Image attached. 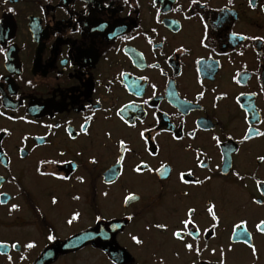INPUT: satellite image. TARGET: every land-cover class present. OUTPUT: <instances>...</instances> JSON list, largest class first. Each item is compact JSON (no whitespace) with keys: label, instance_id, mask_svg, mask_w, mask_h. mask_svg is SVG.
Listing matches in <instances>:
<instances>
[{"label":"flooded vegetation","instance_id":"af4514ba","mask_svg":"<svg viewBox=\"0 0 264 264\" xmlns=\"http://www.w3.org/2000/svg\"><path fill=\"white\" fill-rule=\"evenodd\" d=\"M256 3L252 9L248 0H156L155 6L152 0H139V7L135 0H129L131 7L123 0H0V47L5 49L0 53V112L5 113L0 129L8 130L0 132V153L7 157L0 155V200L6 201L0 204V240L37 243L30 250L0 248V264H8L7 255L12 264H158L160 257L164 264H191L193 259L219 264L221 248L225 264H264V235L255 230L264 219V206L251 203L253 196L264 199L253 179H264V163L256 160L264 155V137L242 140L249 124L264 131V40L231 35L264 37V0ZM204 24L209 25L207 48L200 43ZM181 46L188 51H175ZM156 63L159 68L148 67ZM120 71L127 76L118 77ZM141 76L148 80H139ZM121 80L137 81L140 95ZM222 93L227 95L217 99ZM150 96L152 107L140 103ZM238 96L247 111L237 103ZM129 101L138 107L124 112L125 118L139 116L143 124L133 119L136 126L129 127L116 116V109ZM85 104L94 112L87 134L80 128L85 116L92 115ZM20 116L26 119H15ZM54 124L61 126L47 127ZM144 128L153 129L146 136L155 156L145 151L139 136ZM190 131H195L194 138ZM174 134L181 139H173ZM213 136L219 137V145ZM120 139L131 149L122 166L115 163ZM92 157L97 163L90 162ZM42 159L60 161L43 170L68 179L38 175L35 169ZM141 160L152 169L165 163L169 172L138 174L133 168ZM189 170L192 175L185 179L190 183L182 184L178 174ZM206 176L211 179L200 185L192 182ZM129 194L137 199L125 204ZM52 196L57 197L55 205ZM209 199L220 223L206 235L204 229L214 223L206 211ZM13 203L20 209L9 213ZM187 207L196 208L194 219L201 229L203 251L198 257L171 235L182 227ZM72 212L81 215L68 225ZM97 215L102 219L97 221ZM240 219L248 222L258 259L239 232L233 233ZM156 223H166L167 230L149 231ZM53 227L57 239L49 242L46 236ZM130 234L139 235L144 244L135 245ZM76 235L83 241L79 247H60ZM186 242L196 243L190 237ZM21 254L25 260L19 259Z\"/></svg>","mask_w":264,"mask_h":264},{"label":"snow or ice","instance_id":"6c2138e0","mask_svg":"<svg viewBox=\"0 0 264 264\" xmlns=\"http://www.w3.org/2000/svg\"><path fill=\"white\" fill-rule=\"evenodd\" d=\"M191 2L193 4H196V3H198V0H191ZM228 2H229V4H231L232 0H228ZM123 3L126 4V5H129V7L132 6V5L129 4V0H123ZM152 3H153V6H155L156 0H152ZM248 5H249L250 8L255 9L257 7L256 0H248ZM105 6H107V5H105ZM135 6L139 7V0H135ZM203 7H208V5L204 4ZM260 8H261V11L264 12V5H261ZM8 11H13V10L12 9H8ZM41 11H43V9H41ZM200 18H201L202 21L204 20V17L201 16ZM73 19H75V18H73ZM101 27H103V25H101ZM204 28H205V35L201 39L200 43H201V45L203 47L207 48L208 47V42H206V41H208V34L207 33H208L209 25L208 24H204ZM75 30L77 32L80 31V28H79L78 25L76 26ZM151 31L152 32H156V29L152 28ZM136 34L140 35L139 32H137ZM231 35L233 37L240 36L241 39L264 40V37H256V36L245 37V36H243V34L237 33V32H232ZM125 39L131 40V39H135V37L134 36H127V37H125ZM148 43L152 44V40L149 39ZM4 51H5V49L0 47V53H2ZM117 51H119V50H117ZM175 51H177V52H180V51L187 52L188 49H186L183 46H181V48H178ZM240 54L242 55L243 53H240ZM137 55L139 56L140 54H137ZM200 59L202 60L203 57H201ZM148 67L159 68L160 65L158 63H156V64L148 65ZM160 71L163 74V69H161ZM237 75L240 76L242 74L238 72ZM126 76H127V73L124 72V71H120L119 74H118V77H126ZM139 80L147 81L148 77L147 76H141V77H139ZM233 80L237 84L241 83V80L237 79L236 76L233 77ZM26 83L29 84L32 87H35V85L32 84V81H30V80L26 81ZM121 83L124 84V87L126 89H131L134 92V94L140 95V93L142 91V88H141L140 84L137 81H132L131 83H127L126 81L121 80ZM152 88H153V95H155L156 94L155 93L156 85L153 84ZM261 92H264V86H262ZM197 95L199 97H203L204 93L203 92H199V93H197ZM226 95H227V93H222L220 95V97H217V99H219L221 97H224ZM239 95L243 96L245 94L244 93H240ZM248 95L255 96V95H257V93L250 92V93H248ZM151 99H152V97L150 96V97H148V99H144L140 103L143 104V105H146L148 107H152L153 105H151L149 103V101H151ZM236 99H237V103L239 104L241 109H244L245 111H247L245 106L243 104L239 103V96ZM95 104L99 105L100 101L97 100L95 102ZM83 107L88 109L90 112H92V106L91 105L85 104V105H83ZM137 107H138V105L136 104L135 101H129L128 104L121 105L120 108H117L115 114H116V116L119 117V119L125 125H128L129 127H135L136 126L135 123L131 122V121H133V119H135V120H139L140 123L143 124V119L141 117H139V116L133 117L131 115L126 119L123 113L126 112V111L135 110ZM0 115H5V113L0 112ZM93 115H94V112H92V115L85 116L84 123H82L80 125L81 130L85 134H87V132H88V123L92 119ZM143 115L147 116V111H143ZM153 116L155 117V112L153 113ZM9 118L12 119V117H9ZM15 119L25 120L26 117L20 116V117H16ZM27 122L32 123L33 121H27ZM60 126H61L60 124L47 125V127H49V128H53V127L54 128H59ZM197 128H200V124H197ZM151 131H153V129L144 128L143 130H141L139 132V136L141 137V139H143L145 141V145H146L145 151H147L150 156H155V155H157V150L155 148L151 147V146H148L150 137L146 136V133H150ZM0 132L8 133V130L7 129H0ZM106 135H108V137L111 138V133H107ZM188 136L194 138L195 137V131H190L188 133ZM254 137H264V131H261L259 128H255V127L251 126V124H249V126L247 127L246 131L243 134L242 140L243 141H248V140L253 139ZM24 139H27V137H25ZM151 139H154V137L151 138ZM173 139L179 140V139H181V137L178 134H174L173 135ZM212 139L214 141H216L217 145L220 144V139H219L218 136H213ZM118 147H119V153L120 154L118 155L115 163H116V165H121L122 166V162L124 160V153L130 152L131 149L127 146V144H126L124 139H120L118 141ZM189 147H191V146H189ZM225 151L226 152H231L232 149L229 146H225ZM0 155H3L5 160L7 159L5 154L0 153ZM59 155L63 156L64 153L60 152ZM199 155H202V153H198V156H197L198 159H199ZM22 157H23V150H21V158ZM256 160L259 163H264V155L257 156ZM90 162L95 164V163H97V160H96L95 157H92ZM59 163H60V161H58L56 159H42V160H40L38 162V165H37L35 171L40 176H51V177H54L56 179L67 180L68 179L67 176H61L55 171L46 172V171L43 170L44 166H46V165H49V164L57 165ZM199 166L200 167H206V165H205L203 160H199ZM225 166L226 167H230V164H228L226 162ZM217 167L219 168V165ZM110 171L112 172L113 175L117 174V169L116 168H112V169H110ZM133 171L138 173V174L143 173L144 171H155V172L159 173L161 176H166L168 174V172H169V167L165 163H161V165L158 168L152 169V168H150L148 166L147 163H145L143 160H141L139 163H137L135 165V167L133 168ZM186 175L187 176H191L192 175L191 170H189L187 173L180 172L178 174L179 180H180V182L182 184L190 183L189 180L185 179ZM233 175L236 176L240 180H244V178H245L244 176H241V174L239 172H234ZM0 179H2V177H0ZM12 179L15 180V177H13ZM77 179L81 183H83V181H84V177L83 176L77 177ZM209 179H211V177L206 176L203 181L195 180V181H192V182L197 184V185H200V184L204 183L205 181H207ZM253 179H254L256 190L259 193V197H264V179H256L254 176H253ZM107 182L111 183V177H109V180ZM245 187H247V185H245ZM3 195H4L3 193H0V196H3ZM104 195L106 196L107 193H105ZM183 195L187 196L188 193L184 192ZM73 199H77L78 200V199H80V197L79 196H75V197H73ZM136 199H137V197L135 195L129 194V195L124 197V203L128 204L129 200H136ZM57 202H58L57 201V197L56 196H52L51 197V203L53 205H55V204H57ZM2 203H6V201L0 200V204H2ZM251 203L254 204V205L264 206V199L258 198L257 196H253L251 198ZM19 209H20V205L13 203V204H11L10 208L8 209V211H9V213H11L12 211H18ZM206 211L211 216L212 221H214V223L211 225V229H209V228H205L204 229V233L207 235L210 232V230H214L219 225L220 217L217 215V212H216V204L211 199H209L208 202H207ZM195 213H196V208L195 207H187V209H186V218L180 220V225L182 227L177 228L176 230H174L171 233V235H172V237L174 239L179 240V241H181L183 243V248L188 253H193L194 252L195 255L198 257V256H200V254L203 251V249L199 245L201 229H200L199 225L197 224L196 220L194 219ZM80 215H81L80 212H72L70 217L65 221V223L68 224V225H72L74 221H77L80 218ZM95 219L97 221H99V220L102 219V216L101 215H97L95 217ZM128 219L131 220V219H133V217L131 215H129ZM247 223L248 222H247L246 219H240V220H238V222L233 224L232 230H233V233L239 232L240 237L242 239V242L248 248L251 249V256L253 258L258 259L257 247H256L255 243L252 241V234L247 231V227H246ZM189 226H191V227H189ZM113 227L114 228H119V225H114ZM152 227H154V228H156L158 230H167L168 225L166 223H156L154 225H149L148 230L150 231ZM255 230L258 233L264 235V219H259L258 220V222L255 224ZM186 237H190L193 241H196V243L193 244L191 242H186ZM46 239L49 242L55 241L57 239V236L55 235L54 227L49 229L48 234L46 236ZM130 240L135 245H138V246H142L144 244V240L139 235L130 234ZM21 246L25 250H30V249L35 248L37 246V243H36V241L34 239H29L26 243H23V245H21V242L19 240L13 241L9 245L6 241L0 240V248L7 249L8 247H10L11 249L19 250L21 248ZM207 247H208V245H207V243H205L204 249H206ZM228 250L229 251L232 250L231 246H229ZM211 251L213 253H215L216 249L213 248ZM220 254H221V259L219 261V264H225L224 249L223 248L220 249ZM176 255L178 256L179 253L177 252ZM6 259H7L8 264H12L13 257L11 255H7ZM19 259L20 260H25L26 257L23 254H21L19 256ZM114 264H115V262H114ZM158 264H164L163 257L159 258ZM191 264H197V261L195 259H193L191 261Z\"/></svg>","mask_w":264,"mask_h":264},{"label":"water","instance_id":"95a60500","mask_svg":"<svg viewBox=\"0 0 264 264\" xmlns=\"http://www.w3.org/2000/svg\"><path fill=\"white\" fill-rule=\"evenodd\" d=\"M83 243L82 239H81V235H76L73 239H71L69 242H65L62 245H60V247L63 248H77L79 247L81 244Z\"/></svg>","mask_w":264,"mask_h":264},{"label":"rangeland","instance_id":"374dc122","mask_svg":"<svg viewBox=\"0 0 264 264\" xmlns=\"http://www.w3.org/2000/svg\"><path fill=\"white\" fill-rule=\"evenodd\" d=\"M260 262H264V255L261 254V260Z\"/></svg>","mask_w":264,"mask_h":264}]
</instances>
